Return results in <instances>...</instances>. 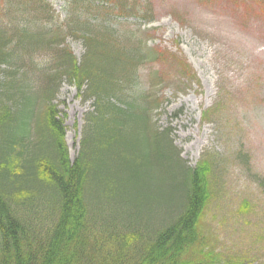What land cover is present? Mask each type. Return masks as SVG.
I'll list each match as a JSON object with an SVG mask.
<instances>
[{
	"label": "trees",
	"instance_id": "obj_1",
	"mask_svg": "<svg viewBox=\"0 0 264 264\" xmlns=\"http://www.w3.org/2000/svg\"><path fill=\"white\" fill-rule=\"evenodd\" d=\"M117 1L116 11L124 15L149 13L137 0ZM0 2V264H189L192 251L205 246L201 216L211 195V170L188 167L170 135L152 129L149 110L159 100L149 103L135 91L140 68L155 58L143 38L128 32L119 39L108 23L93 25L87 13L96 0H65L70 18L54 23L50 33L20 29L30 11L48 19L47 0ZM103 4L98 0V7ZM68 35L82 41L81 61L65 46ZM27 46L31 69L45 71L32 57L38 51L54 60L35 141L38 95L22 68L26 59L17 55ZM64 81L92 103L74 162L51 106ZM141 150L173 172L158 192L134 179L147 163ZM161 207L170 211L159 212L160 224L136 221Z\"/></svg>",
	"mask_w": 264,
	"mask_h": 264
},
{
	"label": "rangeland",
	"instance_id": "obj_2",
	"mask_svg": "<svg viewBox=\"0 0 264 264\" xmlns=\"http://www.w3.org/2000/svg\"><path fill=\"white\" fill-rule=\"evenodd\" d=\"M145 1L153 7L152 23L112 20L115 29L137 33L146 39L145 47L157 54V60L139 72L135 91L149 103L159 100L158 108L149 110L150 125L170 135L180 159L188 167L210 166L211 170L207 172L211 195L201 216L205 246L200 253L199 247L194 249L188 263L264 264V0ZM48 2L54 10L49 21L29 12L31 31L51 29L66 18L65 0ZM67 46L77 59L83 58L81 41L70 35ZM33 57L45 70L31 69V61L24 60L30 88L38 95L35 141L47 108L43 93L54 60L41 51ZM3 79L0 74V82ZM52 101L74 162L92 103H84L67 81L59 85ZM30 108L27 105L23 111ZM136 137L145 143L142 134ZM144 155L147 163L140 175L133 173L134 179L158 192L172 181L173 172ZM169 211V207L157 208L153 215L146 212L136 221L160 224L159 212Z\"/></svg>",
	"mask_w": 264,
	"mask_h": 264
}]
</instances>
